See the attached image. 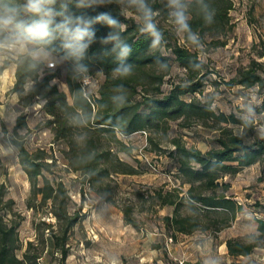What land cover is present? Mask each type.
Wrapping results in <instances>:
<instances>
[{"label":"trees","instance_id":"1","mask_svg":"<svg viewBox=\"0 0 264 264\" xmlns=\"http://www.w3.org/2000/svg\"><path fill=\"white\" fill-rule=\"evenodd\" d=\"M209 3L216 11L215 22L206 25L198 16H194L192 24L194 30L200 32L205 44L217 46L225 43L223 35L233 27L229 14L233 0H209ZM153 7L161 13L158 17L159 25L167 41L162 58L169 64L171 60L176 61L184 68V72L178 80L171 82L166 91H163L165 73L157 70L154 54L149 51V39L136 31L133 18L124 20L120 17L128 25L124 35L134 49L129 58V62L135 64L134 75L125 80H113L111 75H104L97 88V94L92 93L89 101L84 104V107L95 115V120L88 129L90 138L87 148L94 150L96 157L87 168L79 166L80 162L76 159L79 153L87 149L83 145L78 147L73 141L75 129L69 124L67 117L75 110V106L70 103L67 93L58 92L56 87L49 88L47 80L50 78H46L37 85L34 93L25 95L19 84L21 74L15 68L14 81L9 90L21 92L19 104L22 107L35 101L41 103V107L49 115L45 121L46 125L53 130L54 138L63 140L65 144L61 150L66 159V169L79 171L82 184L95 182L107 177L110 169H118L112 164H106L107 161L127 165L128 168L124 166L121 171L133 170L111 151V141L118 143L120 150L126 152L131 150V146L119 138L115 130L117 125L125 135H128L144 129L145 126L159 125V123H164L168 127V119L180 118L182 125H188L189 121L194 119L205 127L215 130L216 134L212 137L214 144L204 150L186 145L177 134L171 135L169 139L173 147L168 150V155L176 163V173L181 179L180 185L166 189L156 188L153 193L145 196L151 198L152 203L173 206L170 214L163 215L165 224L173 231L191 233L199 229H209L215 234L229 225L237 212L243 209L242 202L229 192L230 181L224 179V176L234 174L243 166L258 159H264V141L255 140L250 144H243L237 139L238 129L233 126L238 123V115L233 110L229 112L209 110L210 94L204 100L193 95L201 91L204 86L207 79L206 65L200 71L192 70L190 61L196 59L198 53L190 49L183 40L171 34L162 0H154ZM99 10H108L112 11L113 15L117 14L115 6ZM96 28L98 37L107 31L102 25H97ZM262 46L257 56L251 57L246 64L237 66L231 76L221 80L230 87L256 86V91L261 96L260 102H264V41ZM99 48L100 45L95 44L90 51L94 52ZM155 55L160 56L161 53L156 52ZM112 66L110 58L91 61L92 68H103L106 73ZM185 82H188V87L181 86ZM118 83L125 85L128 95V102L119 108L113 106L109 100L112 88ZM71 86L74 89L79 87L78 84ZM187 94L191 96L186 98ZM102 105L107 107H101ZM19 112L23 113V116L14 122L10 134L19 140L17 158L30 185L26 206L34 213L46 212L53 220H45V218L33 220L35 238L28 239L22 251L18 252L21 249L18 226L23 215L12 210L13 200L6 196L5 184L0 181V264H66L70 234L74 225L83 217L80 212L81 205L70 207L72 200L69 188L62 175L55 174L52 167L56 163V156L44 146L30 149L26 146L23 137H16V129L27 128L26 114L23 110ZM252 136L254 133L250 132L249 137ZM193 153L201 164L197 170L190 168L183 160V157ZM89 169L94 172L91 177L88 175ZM183 184H187L184 190L181 189ZM141 196L143 197L144 194ZM182 206L185 207L184 211H181ZM123 213L127 222L136 224L129 206L123 208ZM256 227L264 231V218H256ZM48 238L58 255L56 261L49 259L41 262L39 257ZM225 244L227 252L232 255H246L253 250L247 239L239 237H227Z\"/></svg>","mask_w":264,"mask_h":264},{"label":"rangeland","instance_id":"2","mask_svg":"<svg viewBox=\"0 0 264 264\" xmlns=\"http://www.w3.org/2000/svg\"><path fill=\"white\" fill-rule=\"evenodd\" d=\"M233 22L232 29L228 30L223 38L224 44L214 46L206 44V80L201 91L193 95L201 100L211 93H217L215 111L229 112L233 110L237 115L243 107L242 94L252 95L256 100L261 96L256 86L242 87L240 85L228 86L221 80L231 76L235 68L246 64L251 57L263 48L264 41V0H233V7L229 10ZM261 59V58H259ZM170 70L164 74L162 90L166 91L171 82L178 80L184 68L174 60L170 62ZM93 72L98 70L92 68ZM14 68L6 69L0 76V110L11 106L9 101L14 92L9 89L14 81ZM60 73L58 72L57 76ZM104 76L94 82L92 93L97 94V88ZM63 78V77H61ZM207 85V86H206ZM140 88V87H138ZM191 94L185 97L189 98ZM70 99V97H68ZM15 109L23 110L26 114L28 139L24 138L28 148L44 146L56 156V163L52 166L55 174L62 175L71 196V208L81 205L80 212L83 217L76 223L69 237V253L66 264H107L109 254L118 256L122 264H172L174 243L182 248L179 258H201L202 262L207 255L218 252L217 243L227 237L246 239L247 226L256 227V218H264V159H258L243 166L234 174H226L224 179L230 181L229 192L243 204V209L237 212L234 220L221 228L215 234L209 229L196 230L191 233L173 231L167 227L163 220L164 214H170L173 206L152 203V199L145 197L153 193L156 188H172L180 185V176L176 173V163L168 155L173 146L170 136H181L188 146L193 145L204 150L214 144L212 137L216 131L202 125L198 120H190L188 125H182L180 118L168 119V127L164 123L145 126L142 130L134 131L128 135H120L126 144L131 146L130 152L118 149L119 144L111 141V151L131 166L128 168L116 161H107L116 170L110 169L107 177L95 182L81 183L79 171L66 169V159L62 148L63 140L55 139L53 130L46 125L49 117L41 107L40 102L22 107L19 102ZM14 124V123H13ZM13 124L9 125L3 116H0V127L5 126L10 134ZM111 167V166H110ZM51 176V175H50ZM0 181L4 182L6 196L12 198V210L23 215L18 226V238L22 251L28 239H34L35 229L33 220L39 218L53 220L46 212L34 213L26 206L29 194V181L21 168L18 158L12 161L0 160ZM187 184L182 185V190ZM184 193V192H182ZM141 194H144L142 197ZM106 198V199H104ZM129 206L135 219V225L126 221L123 208ZM185 207L182 206L181 211ZM47 229H45V236ZM199 237H206L203 247L200 246ZM253 251V250H252ZM251 253V252H250ZM256 255H264V247L256 250ZM57 251L52 247L48 238L39 260L56 261ZM249 255V254H248ZM248 255L238 257L236 264H245ZM160 259V260H159Z\"/></svg>","mask_w":264,"mask_h":264},{"label":"clouds","instance_id":"3","mask_svg":"<svg viewBox=\"0 0 264 264\" xmlns=\"http://www.w3.org/2000/svg\"><path fill=\"white\" fill-rule=\"evenodd\" d=\"M166 10L167 24L171 34L183 40L190 49L198 53L190 61L193 71H200L206 63L208 49L199 31L193 28V18L198 16L204 24L215 22L216 11L209 0H162ZM154 0H0V76L6 69L15 68L21 74L19 84L23 94L36 91L37 85L47 80L49 88L56 87L58 92L67 93L70 103L75 106L67 119L75 129L74 143L87 149L78 154L79 166L87 168L96 157L94 150L87 148L89 126L95 115L84 104L89 101L94 82L100 76L111 75L113 80H125L134 75L135 64L129 62L133 46L125 37L128 25L124 20L131 17L135 21L136 31L149 39V51L153 52L157 70L167 73L170 64L162 58L167 41L161 30L158 17L160 11L153 7ZM115 6L117 14L112 11H100ZM95 13V14H91ZM97 25L107 31L97 36ZM99 44L97 51H90ZM160 52L161 55H155ZM113 66L109 72L100 68L93 72L91 61L108 59ZM57 72L60 73L57 76ZM63 77V78H61ZM78 84V88L71 85ZM182 87H188L185 82ZM207 86V85H206ZM21 92L16 90L9 101V108L0 110V116L11 125L23 116L15 109ZM217 93L208 97V108H215ZM115 107H123L128 102L127 88L118 83L112 88L109 97ZM243 107L237 117V139L243 144L255 140L264 141V102L252 99V95L242 94ZM83 101L84 103H80ZM101 107H107L102 105ZM115 130L125 135L119 125ZM254 136L249 137V133ZM27 129H16V137L28 139ZM19 140L0 127V160L12 161L18 153ZM242 146V145H241ZM184 162L193 170L201 167L196 155L183 157ZM195 166V167H194ZM91 177L94 172L89 169ZM246 239L253 251L249 253L245 264H264V257L256 255L258 248L264 247V231L252 225L247 226ZM203 247L206 237H199ZM107 264H122L121 259L109 254ZM203 264H224L217 255H207Z\"/></svg>","mask_w":264,"mask_h":264},{"label":"crops","instance_id":"4","mask_svg":"<svg viewBox=\"0 0 264 264\" xmlns=\"http://www.w3.org/2000/svg\"><path fill=\"white\" fill-rule=\"evenodd\" d=\"M225 239H222V240H219L218 243H217V247H218V252H216V250L213 251V254L211 255H217L219 256L224 264H236L239 262V258L238 257H243L245 255H232V254H229L227 252V248H226V244H225ZM173 253L171 254L172 257L174 259L176 258H179L181 256V250L182 248L180 247L179 244H175L174 243V246H173ZM248 254H246L247 256ZM261 257H264V255H261ZM160 260V259H159ZM185 264H203L202 262V256L201 258H195V259H185Z\"/></svg>","mask_w":264,"mask_h":264},{"label":"built area","instance_id":"5","mask_svg":"<svg viewBox=\"0 0 264 264\" xmlns=\"http://www.w3.org/2000/svg\"><path fill=\"white\" fill-rule=\"evenodd\" d=\"M172 264H185L184 258H176Z\"/></svg>","mask_w":264,"mask_h":264}]
</instances>
